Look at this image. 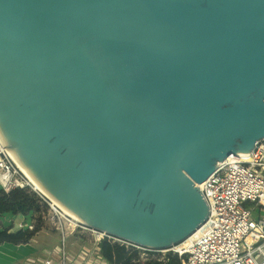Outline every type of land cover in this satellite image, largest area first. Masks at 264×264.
Masks as SVG:
<instances>
[{
  "label": "water",
  "instance_id": "95a60500",
  "mask_svg": "<svg viewBox=\"0 0 264 264\" xmlns=\"http://www.w3.org/2000/svg\"><path fill=\"white\" fill-rule=\"evenodd\" d=\"M264 139V0H0V140L86 227L168 249Z\"/></svg>",
  "mask_w": 264,
  "mask_h": 264
},
{
  "label": "built area",
  "instance_id": "2783aa9c",
  "mask_svg": "<svg viewBox=\"0 0 264 264\" xmlns=\"http://www.w3.org/2000/svg\"><path fill=\"white\" fill-rule=\"evenodd\" d=\"M27 187L34 189L0 142V190L8 192L13 188ZM199 188L208 205V216L185 239L168 249L122 244L127 248H138L141 261L152 260L171 251L183 260L182 264H264V139L257 141L248 154H233L225 158ZM35 192L39 195L40 204L45 202L48 206V218L62 233L66 221L74 227L72 231L82 226L61 213L59 207L45 196ZM32 216V212L22 216L24 222L17 226L33 231ZM44 216L43 210L41 217ZM67 236L63 233L62 242ZM59 249L58 253L42 250L25 258L21 264H66L67 254L64 249ZM55 256H61L60 262L54 260ZM98 258L101 264H108L102 254Z\"/></svg>",
  "mask_w": 264,
  "mask_h": 264
},
{
  "label": "trees",
  "instance_id": "16d2710c",
  "mask_svg": "<svg viewBox=\"0 0 264 264\" xmlns=\"http://www.w3.org/2000/svg\"><path fill=\"white\" fill-rule=\"evenodd\" d=\"M40 199L36 193H30L25 189L13 188L8 192L0 191V215L10 213L22 217L32 212H42ZM12 227H0V244L11 242L14 244L30 242L39 230L35 226L33 231L18 228L11 231ZM100 251L108 264H182L183 260L171 251L164 255H158L155 259L139 260L140 250L135 247L127 248L125 245L115 242L109 237H104L100 242Z\"/></svg>",
  "mask_w": 264,
  "mask_h": 264
},
{
  "label": "rangeland",
  "instance_id": "374dc122",
  "mask_svg": "<svg viewBox=\"0 0 264 264\" xmlns=\"http://www.w3.org/2000/svg\"><path fill=\"white\" fill-rule=\"evenodd\" d=\"M25 190L30 193H36L35 190L30 187H27ZM36 195L39 198V195L37 193ZM41 205L42 209L44 210L45 218L41 217L42 212L33 214L32 216L34 227H39V230L35 233L32 239L35 242L33 245L34 247H40L41 250L46 249L51 253H58L60 251L59 247L62 251L64 249L67 254L66 264H85L86 262H88L89 264H101V259L98 258V255H101L100 242L104 238L102 233L98 231L94 232L92 228H87L83 224L82 226L79 224L81 227L77 226L72 231L74 227L69 226L68 221H66V224L63 227V233L67 234L68 236L66 237L64 242H62V231L58 230L55 224L47 216L48 206L45 204V202ZM246 205L248 207H252V204L250 203H246ZM58 210L61 211V213H64L60 208ZM69 219H71V217ZM22 222H24V218L16 216L14 219V224L13 226L11 224V227L18 228V223ZM114 241L122 244L121 240ZM39 252L41 251H37L34 254H38ZM90 257H93V259H90ZM150 257L153 256L150 255ZM60 258L58 256H55L54 260L56 262H60Z\"/></svg>",
  "mask_w": 264,
  "mask_h": 264
},
{
  "label": "crops",
  "instance_id": "0c3cea01",
  "mask_svg": "<svg viewBox=\"0 0 264 264\" xmlns=\"http://www.w3.org/2000/svg\"><path fill=\"white\" fill-rule=\"evenodd\" d=\"M15 217L16 215L10 213L2 215L0 220L1 227H11V224L13 226ZM18 228H11V231L14 232L18 230ZM34 243V240H31L28 243L14 244L11 242H4L0 244V264H21L25 258L30 257L35 252L46 250H41L40 247H34Z\"/></svg>",
  "mask_w": 264,
  "mask_h": 264
},
{
  "label": "bare ground",
  "instance_id": "6f19581e",
  "mask_svg": "<svg viewBox=\"0 0 264 264\" xmlns=\"http://www.w3.org/2000/svg\"><path fill=\"white\" fill-rule=\"evenodd\" d=\"M1 142V140H0ZM3 148H4V144L1 142ZM5 149V148H4ZM6 150V149H5ZM7 151V150H6ZM10 155V154H9ZM11 156V155H10ZM12 158V156H11ZM12 160L14 161V164L17 166V168L21 171V173L25 176V178L28 180V182L31 184V186L38 191L40 194H42L43 196H45L47 199H49V201H51L54 205H56V207H59L51 198H49L38 186H36L31 180L30 178L25 174V172L21 169V167L17 164V162L12 158ZM60 208V207H59ZM61 209V208H60ZM65 214H67L69 217H71L75 222H81L80 220L74 218L73 216L69 215L67 212H65L63 209H61ZM125 243V242H123Z\"/></svg>",
  "mask_w": 264,
  "mask_h": 264
}]
</instances>
